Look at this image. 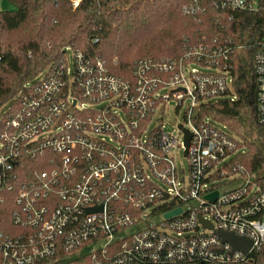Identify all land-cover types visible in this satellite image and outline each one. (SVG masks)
Here are the masks:
<instances>
[{
	"label": "built area",
	"instance_id": "obj_1",
	"mask_svg": "<svg viewBox=\"0 0 264 264\" xmlns=\"http://www.w3.org/2000/svg\"><path fill=\"white\" fill-rule=\"evenodd\" d=\"M71 1L76 8L82 0ZM215 3L233 10L257 5ZM247 46L198 44L178 58L142 57L131 78L67 47L41 79L27 83L12 114L0 113L2 264H52L82 253L93 264L252 262L264 243V169L235 160L243 147L225 126L195 119L202 103L236 99L231 55ZM258 46L256 112L264 128V31ZM171 99L178 107L190 102L175 131H166L156 115ZM181 124L191 132L188 146ZM180 149L187 176L175 163ZM156 214L160 222H147ZM201 218L249 239L248 253Z\"/></svg>",
	"mask_w": 264,
	"mask_h": 264
},
{
	"label": "trees",
	"instance_id": "obj_2",
	"mask_svg": "<svg viewBox=\"0 0 264 264\" xmlns=\"http://www.w3.org/2000/svg\"><path fill=\"white\" fill-rule=\"evenodd\" d=\"M9 2L14 9L0 10V110L11 104L1 114H12L27 83L60 60L67 47L99 57L112 73L131 78L135 61L142 57L178 58L188 46L235 47L245 42L249 44L246 51L234 48L231 55L236 99L202 103L195 119L210 117L242 137L243 151L235 160L251 171L264 169V128L257 120L254 67V55L263 40L264 0H256L254 9L236 10L218 6L215 0H82L76 8L71 0ZM246 107L251 109L252 128L246 126ZM241 128H248L246 134L255 130L258 137L247 136ZM52 264L93 261L82 253ZM237 264H264V243L253 253L252 262Z\"/></svg>",
	"mask_w": 264,
	"mask_h": 264
},
{
	"label": "rangeland",
	"instance_id": "obj_3",
	"mask_svg": "<svg viewBox=\"0 0 264 264\" xmlns=\"http://www.w3.org/2000/svg\"><path fill=\"white\" fill-rule=\"evenodd\" d=\"M254 2L256 3V0H254ZM14 8H15V6L12 3H10L9 0H0V10H7V9H14ZM247 49H248V46L245 48V51ZM246 53L247 52H245L244 54H246ZM73 55H74L73 49H67L66 50L65 57L67 58V64L71 70H73V68H74ZM42 77H43V75H40L38 77V79H41ZM188 102H190V100L186 99L184 101V104L181 107H178L177 106V100L171 99L170 101H168L166 103V107H165V110L163 111V113H160V114L158 113L156 115L157 118L161 117V121L163 123V128L166 131H175L177 125L184 120L185 110H186ZM10 104H11V101L7 102L4 106H2L0 112L3 113L5 110H7L9 108ZM102 104L103 103H96L95 107H100V106H102ZM244 117L246 119V126L252 128L251 121H252L253 117H252L251 109L249 107H246L244 109ZM157 123H158V120L157 121L154 120L152 123V126L156 125ZM242 130L246 134V131L248 130V128H241V131ZM246 135L253 138V139L258 137L255 130H254V132L251 130ZM240 139L241 140H240L239 145L241 146L243 138L240 137ZM171 154H173V153H171ZM174 159H175V163L177 165V168L179 170V173L181 174V171L184 170V175L187 176L188 175V168H189V161L185 157L184 151L180 149L177 152H175ZM161 220H162V215L156 214V215H151L148 218L147 222L155 223V222H160ZM145 224L146 223H144L143 225H145ZM187 234H193V232H188Z\"/></svg>",
	"mask_w": 264,
	"mask_h": 264
},
{
	"label": "water",
	"instance_id": "obj_4",
	"mask_svg": "<svg viewBox=\"0 0 264 264\" xmlns=\"http://www.w3.org/2000/svg\"><path fill=\"white\" fill-rule=\"evenodd\" d=\"M180 128L183 129L184 131V134H185V140H186V146L189 145V140H190V137H191V132L184 128L182 126V124L180 125ZM217 195V192L216 193H213V194H209L208 197L209 198H215V196ZM180 212V208L179 209H176V210H173L171 212H168L166 214V217H169L175 213H178ZM200 221L205 225L207 226L209 229H212L214 230L218 236H220V238L222 239V241L224 242H228L230 243L235 249H240V250H243L245 253H248L251 245H252V242L249 240V239H246V238H243V237H240L238 235H235L234 233H231V232H226V231H223V230H220V229H216L214 228V225L207 221V220H204V219H200Z\"/></svg>",
	"mask_w": 264,
	"mask_h": 264
}]
</instances>
